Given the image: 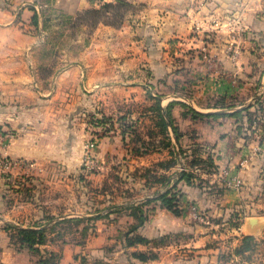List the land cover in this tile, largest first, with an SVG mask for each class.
Segmentation results:
<instances>
[{"label": "crops", "instance_id": "0c3cea01", "mask_svg": "<svg viewBox=\"0 0 264 264\" xmlns=\"http://www.w3.org/2000/svg\"><path fill=\"white\" fill-rule=\"evenodd\" d=\"M125 1L133 10L121 26L99 23L86 31L83 24L76 30L71 25L53 30L48 26L50 15L74 19L99 8L95 0H0V156L32 162L39 171H56L48 175L56 185L83 181L93 188L83 190L96 197L116 198L93 212L39 203L29 204V209L24 204L6 208L1 202L0 264H37L38 257L29 250L15 248L12 232L17 229L44 231L45 241L38 248L56 257L53 264H86L90 256L96 264H131L135 252L155 255L145 262L136 259L137 264H264V128L256 121L249 124L245 116L239 120L230 115H244L242 108L252 106V118L260 116L253 105L257 98L264 99V63L257 60L264 51V43H259L264 32L240 27L256 21L252 12L260 0ZM60 38L68 41L60 44ZM202 49L205 58L198 56ZM231 52L237 55L233 60L226 57ZM214 54L215 62L209 61L208 55ZM172 56L184 60L173 69ZM257 69L259 77L247 75ZM229 74H237L236 84H231ZM154 97L163 114L169 107L178 134L168 127L171 146L207 147L215 172L176 183L179 216L158 201L144 205L146 221L130 236L147 242L127 246L124 234L135 223L129 205L144 203L172 184L170 179L166 186L151 187L134 173L170 156L166 150L134 155L125 147L127 132L116 120L150 116ZM219 97L237 98L236 106L213 108ZM92 118L109 120L94 124ZM88 141L94 144L93 172L83 163ZM119 167L126 182L117 194L115 188L104 186ZM224 167L241 179L239 191L218 182L216 170ZM177 168L171 166L166 173L177 175ZM14 169L12 174L22 168ZM1 181L5 183V177ZM3 188L1 201L7 193ZM191 203L212 217L215 228L190 219ZM20 215L22 223L25 218L30 224L17 223ZM69 219H75L78 229L89 224L93 234L86 241L55 236L52 226ZM175 235L183 238H169ZM243 237L252 238L253 244L237 255ZM113 244L118 245L113 256L103 255Z\"/></svg>", "mask_w": 264, "mask_h": 264}, {"label": "rangeland", "instance_id": "374dc122", "mask_svg": "<svg viewBox=\"0 0 264 264\" xmlns=\"http://www.w3.org/2000/svg\"><path fill=\"white\" fill-rule=\"evenodd\" d=\"M256 12H252L253 15H255L254 19L256 21H253L250 26L248 22H245V26L240 25V27H243V29H253L255 32H264V0H260V5H256L255 8ZM50 24L48 25L53 26V30H58V29H63L64 26H69L73 27L74 30H76L78 24H83L87 27L88 29H91L90 26L87 24H84L81 20L88 22V18H80V16H77L74 19H56V16L50 15ZM250 18V17H248ZM248 21V20H247ZM256 22V23H254ZM247 23V24H246ZM254 23V24H253ZM89 24V22H88ZM233 26V25H231ZM215 29V27H214ZM238 32L242 33L241 29H233L227 31L231 34ZM215 32V30L213 31ZM226 32V31H225ZM216 35V33H213ZM60 44H64L67 42V39H59ZM235 41V40H234ZM257 41V40H256ZM264 43V39L259 40ZM231 45L236 46L237 43L233 42ZM200 58H205L203 55L201 56L200 54L198 55ZM217 55H208V60L215 62ZM226 57H228L229 60H233L234 58L237 57L236 54H233V52L226 54ZM257 60H260V62L263 64L264 63V51L260 52L259 55H257ZM184 60L180 56H172L171 57V69H173V66H177L179 64H182ZM259 73H261L260 69H257L252 72V74H247L250 78L254 77H259ZM229 77V80L231 81V84L234 85L235 79L237 77V74H229L227 75ZM185 92V91H184ZM185 94H188V92H185ZM217 101V98L215 99V102ZM225 101H227L229 104H235L237 102V98L233 97H225ZM236 105V104H235ZM246 107V106H245ZM150 116H133L132 118H125L124 125L126 129V135H124L123 142L125 144L126 148H134L135 150H138V152L141 150L143 151L145 148H147L148 152H155V151H161V150H166L169 152L170 160H163L159 163L151 165L149 170L142 171V172H135L134 175H137L141 177L143 175L147 180L148 183L150 184L151 187H156V186H161L160 181H162V177H169L171 174H167L169 170L166 169L168 164L170 163L172 157L176 158L177 163H180V160L183 164L188 163L190 160H192L195 157H200L202 156L203 158L206 157L205 152H203V149L200 151L196 150L194 148H191L190 150L187 148H184V152H186V159L182 158L184 157L183 155L181 156L179 147H176L173 145L171 148H165L164 143H166L165 138H167L166 135H163L161 133V128L158 125V118L156 112L153 110L154 105L153 103L150 104ZM119 124H121V121H118ZM168 135H170L168 133ZM196 148V147H195ZM133 153V152H132ZM136 155V153H133ZM179 154V156H178ZM138 155V154H137ZM200 155V156H199ZM177 164V166H178ZM200 166V165H199ZM202 169L206 171L207 167L206 164H203ZM12 169L14 168H8V169H0V178L5 177V183L2 181L0 182V189L4 190L3 186H5V190L7 191L6 193V198L5 200H0L3 203L2 206L12 207L13 205L19 206L23 205L29 209V204L31 205H37L38 203L43 206H50V207H66L69 208V211H79L80 209L82 210L84 207L87 208V210H93L97 211L99 210L102 206L104 207H109L111 205V202L115 201L116 198L114 199L111 196H99L96 197L93 192L90 193L91 191L89 188H91L89 185H86L85 183L74 181L71 179L68 183L61 185L55 184L54 180L51 181L48 178V175L55 174L57 173L56 171L52 172L51 170L48 171H39L37 168H24L18 171H14V174H12ZM119 169V172L115 174L113 179L110 181V183H106L104 188L110 189V188H115L117 194L122 193V190L125 189L124 183L126 182L124 174H122L120 171H123V167L117 168ZM171 170V169H170ZM92 171V170H91ZM201 170L197 172V175H200L202 173ZM93 172V171H92ZM178 172V168H177ZM124 173V172H123ZM56 175V174H55ZM176 175L174 174L171 179L172 181L175 179ZM77 179V178H76ZM83 187H86L88 190H83ZM93 189V188H91ZM8 191L13 192L12 194H9ZM86 194H82V193ZM90 193V194H89ZM106 209V208H105ZM4 214L0 213V216H3ZM8 216V215H6ZM30 215H28L27 218H29ZM48 219L51 218L50 216L47 217ZM19 221L17 223L19 224H30V221H26L25 218L23 219L24 222H21V215L17 217ZM28 220V219H27ZM50 220V219H49ZM75 219H69L66 221L63 225H59L58 223L52 226L53 233L55 236L60 233V236L72 240V238L76 237L77 239L83 241L87 240L90 235L93 234V229L91 231L90 225L86 224V226H82L83 228L78 229L77 228V223L74 222ZM26 221V222H25ZM10 227V225H8ZM81 227V226H78ZM11 228V227H10ZM51 233H49L50 235ZM51 237V236H49ZM171 240H177L183 238V235L181 237L178 235L175 236H170L169 237ZM168 239V238H167ZM166 239V241H167ZM12 240L14 241V246L16 249L20 248L17 244L19 242V238L17 235V232H12ZM22 249H26L25 247ZM118 249V245H111L108 247H105L103 255L106 257L113 256V253ZM20 250V249H19ZM89 261L86 260V264H96L95 261L93 260V256L87 257ZM134 259L131 264H137V261ZM139 262V261H138Z\"/></svg>", "mask_w": 264, "mask_h": 264}, {"label": "trees", "instance_id": "16d2710c", "mask_svg": "<svg viewBox=\"0 0 264 264\" xmlns=\"http://www.w3.org/2000/svg\"><path fill=\"white\" fill-rule=\"evenodd\" d=\"M131 10H133V6L128 3L125 0H115L113 3H106V2H101L99 8L97 9H88L85 10L81 13L78 14V17L80 16V18H88V22L83 21L80 19V21H82L84 24H87L88 26H90L91 28H94L95 26H97L99 23L105 24V25H109L112 27H119L121 26V24L123 23L125 16L128 12H130ZM154 111L157 114V118H158V125L161 128V133H163V135H166L167 138H165L166 143H164V147L165 148H171V139H170V135H168L169 130L168 127L171 128L173 134L178 137V134L176 132V129L174 127L173 124V119L171 118V114L169 112V107H166L165 110V114H163V109L160 107V102L159 99L157 97H154ZM234 106H236L235 104H229L227 101H225V97H219L217 98V101L213 103V108L216 109H224V108H233ZM254 106V111L255 113H259V117L258 119L256 118H252L254 113L249 111V109L252 107L247 106L242 108V111L244 112V115H241L240 111L239 112H233L230 115H233L235 117H237L239 120L241 119V116H245L247 122L250 124L254 121H256V124L261 126L262 128H264V99H259L257 98V100H255V104ZM150 110V108H149ZM188 111H190L194 116L197 117H202L203 115H201L200 113H197L195 111H193L192 109H189ZM212 116H217V114H213ZM125 116H121L118 117V119L116 120V122L121 121V127L123 129V133L126 132L125 129V125H124V120H125ZM108 118L105 120H99V119H91V122L94 124H106L108 122ZM124 136V135H123ZM196 147V148H195ZM191 148H194L196 150L200 151L203 149V152H205L206 157L203 158L202 156L200 157H195L192 160H190L188 163L184 164V166L186 167L185 170L179 172L176 175V178L172 181V184L170 187L166 188L165 191L157 194L154 198L146 200L144 203L141 204H131L129 205V210H130V214L131 216L135 219V223L130 225L128 228V231L124 234L125 237V242L127 246H132L134 244L137 243H146L147 240L138 236V235H132L130 236L131 233H134L135 231H137V229H139L144 222L146 221L147 216L144 213L143 210V206L149 204L150 202L153 201H158L160 203V205L165 208L166 210L170 211L173 215L175 216H179L180 215V208H179V201L181 198V194L179 193V191L176 190V183L180 180H185L186 182H191L194 179H198V175L197 172H199V170H201L202 172L204 171L202 168L200 167L203 164H206V171L205 174L208 173H212L215 172V165L213 163V159L208 151V148L205 146H202L200 144H194L192 145L190 148H188L189 150ZM184 148L179 147V151L181 156L183 155L186 159V152L183 151ZM132 152L136 153V154H145L148 152L147 148H145L143 151H139L135 150L134 148L132 149ZM177 160L176 158L171 159L170 163L168 164V166L166 167V169H169L171 166H176ZM200 165V166H199ZM149 170V169H144V171ZM142 172V173H143ZM173 176L170 175L169 177H162V181H160L161 185H167V183H169L171 177ZM141 178L145 179L146 184L148 183V180L141 175ZM235 226H238L239 223L235 222L234 223ZM18 238H19V242H18V246L20 248L18 249H22V248H26L27 250H29L33 255L38 257L37 260V264H53L55 262V256L53 254H43L40 252L38 246L43 244L45 241V234L44 231L41 230H24V229H17L16 230ZM253 244V239L249 238V237H243L242 241H241V245L239 248H237L235 250V253L237 255H242L245 251H248L251 249ZM133 258H136L140 261L145 262L148 258H154L155 255L151 254V255H147L146 253H141V252H135L131 254Z\"/></svg>", "mask_w": 264, "mask_h": 264}, {"label": "built area", "instance_id": "2783aa9c", "mask_svg": "<svg viewBox=\"0 0 264 264\" xmlns=\"http://www.w3.org/2000/svg\"><path fill=\"white\" fill-rule=\"evenodd\" d=\"M99 3H101L102 0H95ZM206 53L205 49H202L201 55H204ZM261 134L264 136V130L261 131ZM94 144L92 141H88L85 144L84 148V154H83V163L87 167V169H93V154ZM179 156V154H178ZM33 168L34 163L23 161V160H11L7 157L0 156V169H8V168ZM186 167L181 162L178 165V173L185 170ZM217 179L218 182L221 183V186L228 190H234L239 191L242 188V181L237 175L236 172L231 171L229 168L224 167L220 170H216ZM171 186V185H170ZM169 186V187H170ZM188 213L190 216V219L196 223L200 224L205 227L215 228V224L213 222L212 217L205 211L201 210L195 203H191L188 206Z\"/></svg>", "mask_w": 264, "mask_h": 264}, {"label": "water", "instance_id": "95a60500", "mask_svg": "<svg viewBox=\"0 0 264 264\" xmlns=\"http://www.w3.org/2000/svg\"><path fill=\"white\" fill-rule=\"evenodd\" d=\"M221 112V111H220Z\"/></svg>", "mask_w": 264, "mask_h": 264}]
</instances>
